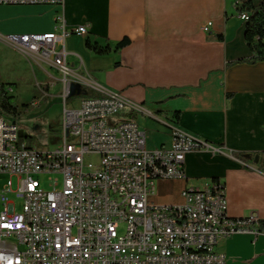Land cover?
<instances>
[{"label":"built area","instance_id":"obj_1","mask_svg":"<svg viewBox=\"0 0 264 264\" xmlns=\"http://www.w3.org/2000/svg\"><path fill=\"white\" fill-rule=\"evenodd\" d=\"M0 4L62 7L58 30L1 39L46 73L55 67L64 100L63 144L55 149L20 140L18 121L0 114V264H226L217 249L222 240L238 232L264 234L257 215L227 214L225 192L212 179L186 187L182 204H155L158 180L188 179L190 152L220 149L176 127L170 145L149 148L138 121L118 117L127 107L142 111L140 104L108 89L76 99L81 93L72 95L66 40L87 35L89 26H68L65 0ZM212 26L209 21L203 29ZM10 193L23 199L21 211ZM170 211H180L182 223L172 222Z\"/></svg>","mask_w":264,"mask_h":264},{"label":"crops","instance_id":"obj_2","mask_svg":"<svg viewBox=\"0 0 264 264\" xmlns=\"http://www.w3.org/2000/svg\"><path fill=\"white\" fill-rule=\"evenodd\" d=\"M236 1L81 0L88 7L83 24L89 33L80 46L66 41L67 61L82 94L108 89L140 104V112L163 134L155 137L156 147L170 145L176 127L220 149L190 152L188 179L158 180L151 196L155 204H182L186 187L201 188L218 177L225 184L230 217L255 214L264 220V61H238L252 52ZM209 21L213 26L205 31ZM56 30L57 23L45 32ZM88 38L111 46L129 41L98 54L86 47ZM127 109L118 117H126ZM217 249L226 255V264H264V234L238 232Z\"/></svg>","mask_w":264,"mask_h":264},{"label":"rangeland","instance_id":"obj_3","mask_svg":"<svg viewBox=\"0 0 264 264\" xmlns=\"http://www.w3.org/2000/svg\"><path fill=\"white\" fill-rule=\"evenodd\" d=\"M65 9L68 24L71 27L84 25L83 17L88 11L86 4L81 3V0H67ZM57 11H62V7L0 4V72L2 81L11 84L14 99L18 104L34 102L31 110L17 120L19 138L29 145L48 147L49 149H55L63 144L64 100L62 83L59 81L54 86L49 87L48 85L55 79L61 78L60 73L48 67L53 77L47 74L21 51L4 46L1 36L45 32L48 29L55 30ZM71 36L66 41L68 46L72 47L80 46L85 39V36ZM83 96L85 95L80 94L76 99ZM127 108L129 109V107ZM139 114L140 128L147 131L148 147L154 148L156 147L155 137L163 136V134L154 130L151 118L142 112ZM88 158V160L97 159L96 156ZM41 180L44 187H49L45 179L41 178ZM13 188L14 190L17 188L16 176L13 177ZM9 200L15 203L18 211L22 210L23 199L18 197L16 193H10ZM1 208L2 203L0 201V210Z\"/></svg>","mask_w":264,"mask_h":264},{"label":"trees","instance_id":"obj_4","mask_svg":"<svg viewBox=\"0 0 264 264\" xmlns=\"http://www.w3.org/2000/svg\"><path fill=\"white\" fill-rule=\"evenodd\" d=\"M236 12L238 15L246 14L245 19V30L244 37L245 41L252 52V56L248 59H241L238 61H250L258 62L264 61V0H237L236 1ZM129 39L125 38L115 44V46L101 45L98 42H93L89 38L86 39L85 45L88 49L98 53V54H108L112 50L120 49L128 44ZM83 92L81 91V94ZM97 91L93 89H88L86 95H97ZM15 96L12 93V86L10 83H5L2 81L0 72V114L7 117L18 120L20 116L28 113L32 108V103H22L18 104L15 101ZM138 113L131 110L129 113L125 114L126 117H131L136 119ZM180 111H176L175 117L179 119ZM239 157L240 153H237ZM242 158V157H241ZM243 159V158H242ZM213 181L219 183L220 188L225 192V184L221 182L220 178L214 177ZM236 219V218H234ZM260 226L264 227V220L260 219Z\"/></svg>","mask_w":264,"mask_h":264},{"label":"bare ground","instance_id":"obj_5","mask_svg":"<svg viewBox=\"0 0 264 264\" xmlns=\"http://www.w3.org/2000/svg\"><path fill=\"white\" fill-rule=\"evenodd\" d=\"M247 17H244V20ZM169 219L172 220V222L174 223H182V213H180V211H170L169 212Z\"/></svg>","mask_w":264,"mask_h":264},{"label":"water","instance_id":"obj_6","mask_svg":"<svg viewBox=\"0 0 264 264\" xmlns=\"http://www.w3.org/2000/svg\"><path fill=\"white\" fill-rule=\"evenodd\" d=\"M81 93V87L80 84H74L73 85V89H72V95H74L75 93Z\"/></svg>","mask_w":264,"mask_h":264}]
</instances>
